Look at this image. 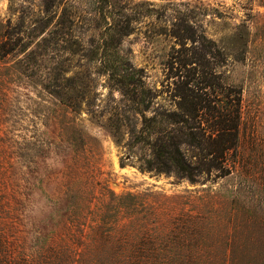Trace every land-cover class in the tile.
Wrapping results in <instances>:
<instances>
[{"label": "rangeland", "instance_id": "rangeland-1", "mask_svg": "<svg viewBox=\"0 0 264 264\" xmlns=\"http://www.w3.org/2000/svg\"><path fill=\"white\" fill-rule=\"evenodd\" d=\"M1 41L0 264H264V0H0ZM194 68L241 111L227 170L191 181L140 136Z\"/></svg>", "mask_w": 264, "mask_h": 264}, {"label": "trees", "instance_id": "trees-1", "mask_svg": "<svg viewBox=\"0 0 264 264\" xmlns=\"http://www.w3.org/2000/svg\"><path fill=\"white\" fill-rule=\"evenodd\" d=\"M8 45L9 43L0 42V50L4 51V56L11 52V50L7 49ZM2 58L4 57L0 56V60ZM177 61L180 66L182 65V68H185L192 63H198L200 59H196L195 62L186 58L178 59ZM111 64L110 70L114 68L117 70L116 65L112 62ZM197 66H202V63ZM192 72L195 74H192ZM198 72L196 68L190 71L188 77H192V81L185 82V84L182 83V86L178 88V93L176 94L178 98L177 108L183 114L175 111L168 115L159 113L152 118L144 117L142 131L145 136H140L143 141L154 140L150 143L154 150V160L150 162V166H157L156 169L163 172L173 171L181 177L189 178L191 181H195V177L199 173L210 172L212 169H217L221 172L227 170L225 167L226 157L238 144V126L241 111V99L239 97L234 99V102L225 105H222V99L219 98L217 101L219 104L217 103L216 106L212 107L207 102L204 97L205 93L202 91L209 87L211 88L213 85L209 84L207 80L197 77ZM128 80L132 81V78ZM119 82L123 86H130L127 79H122V77ZM63 104L71 109L74 108V106L67 103ZM149 107L145 104L144 110L149 109ZM205 112H209L207 114L209 118L207 123L208 120L211 121L208 131L206 129L203 130L200 123H198V120L203 117ZM165 116L169 119L178 118L176 122L182 125L183 131L190 119L194 122V125L197 123L198 125L188 126L189 132L186 131L185 133L184 131L179 137L170 139L162 125ZM182 142L190 144L203 154V159L197 166H193L185 160L180 151ZM227 175H230L229 170L225 176Z\"/></svg>", "mask_w": 264, "mask_h": 264}]
</instances>
